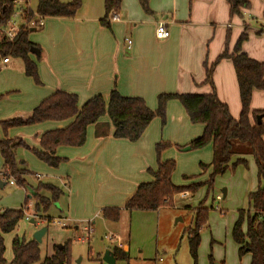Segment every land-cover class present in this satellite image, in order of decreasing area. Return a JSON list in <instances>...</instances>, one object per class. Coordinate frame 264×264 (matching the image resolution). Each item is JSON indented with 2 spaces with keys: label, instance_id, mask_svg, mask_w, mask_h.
Segmentation results:
<instances>
[{
  "label": "crops",
  "instance_id": "0c3cea01",
  "mask_svg": "<svg viewBox=\"0 0 264 264\" xmlns=\"http://www.w3.org/2000/svg\"><path fill=\"white\" fill-rule=\"evenodd\" d=\"M245 1L249 7L241 9V20H238L230 17L226 0H150L148 6L152 15L142 11L138 0H121L119 21L110 23L107 30L100 26L104 16L103 0H80L81 6L73 19L45 18L40 31L30 32L28 36L29 42L40 51L39 60L29 55L36 64L40 85L25 76L21 60L19 63V59H10L2 64L0 59V95L9 94L0 101V118L21 110L31 112L56 91L75 94L81 107L97 95L106 103L109 93L115 89L123 97L142 99L150 110L156 109L160 94H209L214 90L231 117L238 119L240 108L239 111L234 108L240 101L231 60L222 59L213 67L212 86L204 81L206 66H211L225 50L229 54L233 52L246 25L244 17L254 21L258 28L241 44V52L264 64V0ZM30 2V9L35 11ZM160 21L165 22L169 32V37L163 40L154 35ZM250 110L264 112V90L253 91ZM166 114V122H171L169 131L181 138L180 141L176 137L168 140L186 145L203 133L204 127L190 124L177 101L167 103ZM261 118L264 124V117ZM250 122L253 123L252 118ZM70 123L71 120L48 121L34 125L35 145L22 140L30 148L39 150L38 139L42 134L64 129ZM99 123L110 124V121L104 116ZM158 128V120L153 119L140 140L130 143L110 136L95 138L94 126H89L83 146L57 147L55 155L64 160L59 171L69 179L64 184L67 218L73 222L88 220L93 226L95 220H100L109 229V222L101 218L100 212L120 209L117 229L112 228L115 233L120 232L124 204L139 184L152 180L148 170H156L154 146L159 140ZM29 129L28 126L10 129L6 136L19 138L21 131ZM0 138H3L1 130ZM172 152V149L165 151L161 155L163 161L172 160L175 156ZM0 159L3 166L1 156ZM240 160L246 165L239 164ZM247 167L256 171L251 156H234L224 173L229 168L239 173ZM228 189L223 194L224 199L230 196L231 189ZM162 209L132 213L151 219L150 215H155L157 227L164 217ZM78 227L74 225V229ZM238 248L236 245L237 255ZM130 249L129 243L124 242L121 250L128 255ZM243 256H249L246 264H250V255Z\"/></svg>",
  "mask_w": 264,
  "mask_h": 264
},
{
  "label": "trees",
  "instance_id": "16d2710c",
  "mask_svg": "<svg viewBox=\"0 0 264 264\" xmlns=\"http://www.w3.org/2000/svg\"><path fill=\"white\" fill-rule=\"evenodd\" d=\"M149 1L138 0L142 11L147 15H152L148 6ZM226 1L230 17H241V9L249 7L245 0ZM120 5L121 0H103L104 16L100 20L102 28L110 30V14L118 13ZM80 6V0H71L67 3H61L58 0H37L35 14L43 19H73ZM12 11L13 6L10 2L0 0V25L7 22ZM27 18L28 20L34 19L33 13L29 10ZM30 30L31 28H22L12 42L1 41L0 59L21 60L25 76L31 78L36 85H40L36 64L29 58L30 49H38L28 40ZM246 30L247 26L244 25V31L240 34L231 54L225 50L211 66L205 68L204 83L212 86L213 67L222 59L231 60L241 106L237 120L231 117L226 105L218 100L214 90L209 94H160L156 99L155 110H150L142 99L123 97L115 89L109 93L106 103L102 96L97 95L81 107H78V98L75 94L56 91L42 100L28 115L0 120V130L3 134V138H0V156L3 161L0 180L5 185L10 179H13L19 186L24 185V177L29 172L25 169L24 162L17 160L18 149L29 150L48 167L57 168L64 160L55 155L56 148L83 146L89 126H94L95 138L110 136L114 139L135 143L140 140L153 119L159 118L161 124L164 125L167 103L177 101L183 107L191 124L204 127L201 136L191 141L186 147L190 150L201 149L211 144L212 162L209 166L212 167V173L204 183L188 187L175 186L171 181L175 170L174 161L161 159L162 153L171 148V145L157 143L155 145L156 170H148L152 180L139 184L132 197L124 204L123 209L132 213L134 211L154 212L160 208L169 207L172 197L177 194H194L204 185L211 187L214 177L224 173L232 157L251 156L255 162L258 184L257 190L247 195L248 207L252 210V214L249 211H238L231 237L239 247V257L249 254L250 264H264V124L262 122L257 124L256 120L258 116L264 117V112L250 111L253 91L264 90V64L250 59L241 52V44L248 37ZM37 57L39 60V56ZM2 98L3 96H0V101ZM104 116L108 117L110 124L99 123ZM250 118L253 119V123L250 122ZM68 120H71V123L66 128L48 131L39 137V150L30 148L21 138L9 139L6 136L10 129L48 121ZM238 163L246 165L243 160ZM200 167L201 169L206 168L203 164H200ZM61 195L63 192L57 187L39 183L32 195L36 215L43 217V221L49 224L52 219L44 215ZM207 213L208 210L202 208L200 204L194 212L193 227L185 232L188 252L193 264H197L200 230L207 222ZM100 216L106 222L116 223L120 218V209H103ZM22 219V208L0 212V264H68L69 243L66 242L62 249L54 247L53 254L41 260L38 243L33 239L25 242L18 237L11 242L12 258L6 261L3 236L13 232ZM244 225L245 231L243 230ZM110 251L115 261L128 259V255L120 249L112 247ZM209 264H213L211 256H209Z\"/></svg>",
  "mask_w": 264,
  "mask_h": 264
},
{
  "label": "rangeland",
  "instance_id": "374dc122",
  "mask_svg": "<svg viewBox=\"0 0 264 264\" xmlns=\"http://www.w3.org/2000/svg\"><path fill=\"white\" fill-rule=\"evenodd\" d=\"M30 1L32 9L35 10L37 0ZM68 1L71 0H64V2ZM235 17L241 20L239 16ZM243 20L246 23V33L249 38L250 32L253 30L255 32L258 27L254 21L248 20L246 17ZM39 31L37 28L31 34H37ZM18 62L20 63V60ZM8 95L2 94L0 96L6 98ZM239 108L241 111L240 103L235 106L234 110L239 111ZM29 113L21 110L8 117L0 118V120L26 116ZM171 115H173V112ZM155 119L159 122V128L157 129L159 140L157 143L170 144L171 148L167 150L171 151L172 149L175 152V156L171 158L175 163V170L171 177L172 183L177 187H188L206 182L212 173L211 166H209L212 162L211 144H207L201 149H192L182 153L180 150L189 143L182 145L178 142L181 138L169 131L170 121H165V124L162 125L159 118ZM33 126H28L30 127L29 130L21 131L18 135L19 138L25 142L28 141L27 143L31 145L32 143L35 145L37 139L35 126ZM175 137L178 139L177 142L168 140V138L176 139ZM16 155L18 161L24 162L25 169L29 174L24 177L25 183L23 186L16 183L11 186L7 183L0 189V210H17L21 208L23 210V219L13 232L4 236L5 258L8 261L12 258L11 242L15 236L28 242L33 239L35 232L46 228V233L38 243L41 260L51 256L54 247L57 245L63 246L67 242L70 250L68 264H105L102 260L104 253L112 249L114 244L105 240L104 237L111 234L120 242L129 243L131 247L128 259L116 261L115 264H193L188 252L185 232L193 227L194 212L200 207V204H202V208L208 210V213L207 222L200 230L197 264H209V256H211L213 264H246L249 259V256L239 257L237 255L236 245L230 236L231 227L237 218V212L244 210L252 214V210L248 207L247 195L252 191L255 192L258 184L256 171L250 170L248 167L243 168L239 173L236 169L229 168L224 174L214 177L211 187L204 185L194 194L187 193V196L181 194L173 196L171 206L164 207L161 210L164 217L159 222V230L158 226L155 227L154 225L156 223L155 215H150L151 219L149 216L145 217L123 211L120 232L116 231L115 233L113 231V229H117V222H109L110 228L108 229L103 226L100 220H95L96 224L92 226L93 233L89 236L90 241L84 242L79 239L84 234L82 228L89 221L74 220L75 223L67 218L68 204L64 184H67L69 179L59 171L60 166L55 169L50 168L39 161L31 151L25 149H18ZM200 163H203L206 168L201 169ZM1 169L2 162L0 159ZM36 176L40 178L37 179ZM39 183L51 184L63 192L58 201L51 204L44 216L51 218L53 221L59 220L64 224V227L56 225L53 221L49 224L43 222L39 219L44 218L36 215L32 195ZM227 188L231 189V193L229 197L226 196L224 199L223 192H226ZM45 195L47 196V194ZM217 196H221V200H215ZM27 206L30 208H27ZM27 215L31 217L30 220L35 221L34 224H31L30 220L26 221L24 219ZM75 224L79 226L78 229H74Z\"/></svg>",
  "mask_w": 264,
  "mask_h": 264
},
{
  "label": "built area",
  "instance_id": "2783aa9c",
  "mask_svg": "<svg viewBox=\"0 0 264 264\" xmlns=\"http://www.w3.org/2000/svg\"><path fill=\"white\" fill-rule=\"evenodd\" d=\"M10 2L13 6V11L11 12L9 19L4 25H0V42H12L15 37L18 35L19 31L22 28H31L36 30L41 29L43 27V18L39 17L35 14V11H32L29 7V0H6ZM31 11L33 13V18L31 20H28L27 15ZM119 21V14L118 13H111L110 14V22H117ZM154 35L156 39L163 40L169 37V32L166 28L165 22H158L154 31ZM127 43L130 45L131 42L127 41ZM9 58L1 59L2 64H7L9 62ZM37 179H39V176H36ZM15 181L13 179H10L8 181V184L11 186H14ZM183 196H186L187 193L182 194ZM215 200H221V196H217ZM27 208H30L27 206ZM219 209V208H218ZM2 212V210H0ZM24 219L26 221H29L31 219L30 216H25ZM42 220L43 219H39ZM53 220H51L52 222ZM44 222V221H43ZM50 222V223H51ZM56 225H60L64 227V224L61 223L59 220L53 221ZM92 223L87 222L86 226L82 228L84 234L83 237L80 238V241L89 242L90 241V234L93 233ZM105 240L109 241L110 243L114 244V247L117 249L123 248V242H120L118 239H116L111 234L106 235Z\"/></svg>",
  "mask_w": 264,
  "mask_h": 264
},
{
  "label": "water",
  "instance_id": "95a60500",
  "mask_svg": "<svg viewBox=\"0 0 264 264\" xmlns=\"http://www.w3.org/2000/svg\"><path fill=\"white\" fill-rule=\"evenodd\" d=\"M30 32H34V29H31ZM30 54L34 55V56H39V51H38V49L31 48ZM256 120H257V124H260L261 120H262L261 116H258L256 118ZM189 150H190L189 147H185V148L181 149L180 151L181 152H187ZM4 186H5V184L0 180V189L3 188ZM223 194H224V192H223ZM30 223L34 224L35 221L32 219V220H30ZM45 233H46V228H42L41 230H38L37 232L34 233L33 240L36 241L37 243H40L41 238ZM56 247H57V249H62L63 246L57 245ZM102 260L105 264H115L116 263L113 255H112V252L110 250H107L104 253Z\"/></svg>",
  "mask_w": 264,
  "mask_h": 264
}]
</instances>
